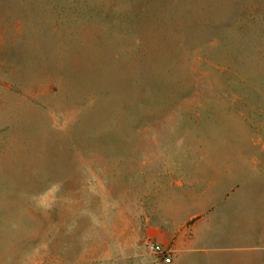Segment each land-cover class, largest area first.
<instances>
[{"label":"rangeland","instance_id":"1","mask_svg":"<svg viewBox=\"0 0 264 264\" xmlns=\"http://www.w3.org/2000/svg\"><path fill=\"white\" fill-rule=\"evenodd\" d=\"M264 264V0H0V264Z\"/></svg>","mask_w":264,"mask_h":264},{"label":"built area","instance_id":"2","mask_svg":"<svg viewBox=\"0 0 264 264\" xmlns=\"http://www.w3.org/2000/svg\"><path fill=\"white\" fill-rule=\"evenodd\" d=\"M145 249L148 253L160 258L163 264H170L172 261L174 249L171 245L149 240L145 243Z\"/></svg>","mask_w":264,"mask_h":264}]
</instances>
